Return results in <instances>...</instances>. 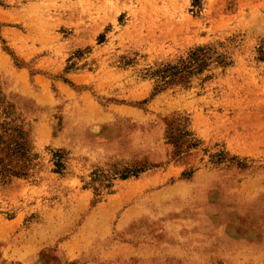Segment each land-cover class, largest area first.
<instances>
[{"label":"rangeland","instance_id":"1","mask_svg":"<svg viewBox=\"0 0 264 264\" xmlns=\"http://www.w3.org/2000/svg\"><path fill=\"white\" fill-rule=\"evenodd\" d=\"M0 122V264H264V0H0Z\"/></svg>","mask_w":264,"mask_h":264},{"label":"trees","instance_id":"2","mask_svg":"<svg viewBox=\"0 0 264 264\" xmlns=\"http://www.w3.org/2000/svg\"><path fill=\"white\" fill-rule=\"evenodd\" d=\"M210 56L211 54L206 48L189 52L181 64L164 67L156 74L157 86L155 89L161 91L169 85L180 81L188 82L192 77L202 74L211 65L212 57ZM13 132H15L14 136ZM29 150L27 135L21 127L12 130L9 128L8 122H0V185H8L14 178L27 176L33 160V155L30 154ZM56 166L60 168L61 164L58 162ZM144 170L145 168H138L121 175V178L138 176ZM112 179L101 171L93 173L91 184L95 196L101 195L103 189L110 190ZM96 183L102 186H96Z\"/></svg>","mask_w":264,"mask_h":264}]
</instances>
